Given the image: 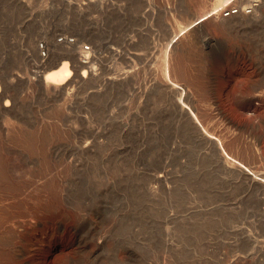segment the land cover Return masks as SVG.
<instances>
[{
	"label": "rangeland",
	"instance_id": "obj_1",
	"mask_svg": "<svg viewBox=\"0 0 264 264\" xmlns=\"http://www.w3.org/2000/svg\"><path fill=\"white\" fill-rule=\"evenodd\" d=\"M82 2L0 0V264H264V0ZM53 42L96 74L38 91Z\"/></svg>",
	"mask_w": 264,
	"mask_h": 264
},
{
	"label": "bare ground",
	"instance_id": "obj_2",
	"mask_svg": "<svg viewBox=\"0 0 264 264\" xmlns=\"http://www.w3.org/2000/svg\"><path fill=\"white\" fill-rule=\"evenodd\" d=\"M257 0H250V6L253 7V12L254 9H257V12L255 15L252 17V19H249L247 15V11H244L242 9L239 11V13H242L243 17L240 19L241 22H245L248 20L252 21H261L262 19L259 17V11L261 10L260 3H255ZM259 1V0H258ZM229 0H215V3L212 7L211 10H215L214 13H218L219 10L227 5ZM92 4L91 0H83V2L80 4L82 8H88ZM238 14V13H237ZM236 15V14H234ZM232 15V16H234ZM231 17V16H229ZM207 18L205 16L203 17H197L192 21V25L195 26V29L192 28L194 31L195 30H201L203 27V21L204 19ZM225 18L222 19H212V21L218 23V24H224L225 23ZM191 31V38H194V33ZM195 39V38H194ZM212 43V40L209 41V44ZM52 49L54 52L57 53V59L49 64L48 67H50L51 70L45 72L44 74H40V78L38 79V84H37V90L38 91H43V90H48L49 92H54V93H64V91L72 88L77 81L82 80V82L87 81L88 79L92 78L96 74V68L93 67V62L96 60L94 54V50L91 49H79L75 44H59L57 42H53L52 44ZM173 59V58H172ZM175 60V59H174ZM43 61V60H42ZM173 61V60H172ZM169 63L166 60V66H165V78H166V84L169 86L171 89H178L179 90V101L180 105L184 110H186L190 116L194 119L196 122L198 129L202 132L207 133V129L201 124L197 114L193 111L192 108L189 107L188 103L185 100V88L181 87V85L174 81L171 76V72L169 69ZM175 66V65H174ZM178 68V67H176ZM174 70V69H173ZM182 70V69H180ZM130 72L129 70L126 69L123 73H119L115 76L108 77L109 82L110 81H126L127 79L130 78ZM98 74V72H97ZM44 76V78H43ZM99 76V75H98ZM10 87H15L14 82H10ZM5 96L4 93H1V85H0V98ZM188 99V98H187ZM9 100L6 101V104H9ZM10 105V104H9ZM12 105V104H11ZM6 108V107H5ZM9 109V108H8ZM22 138V137H21ZM25 139V138H24ZM208 141V140H207ZM28 142V141H27ZM209 142V141H208ZM29 143V142H28ZM28 145V144H27ZM220 148L223 151L224 156L230 159L228 163H230V166H238L242 167L244 171H248L249 173L247 174V178L249 179L250 182L257 181L256 176L253 177V172L252 170L245 164H243L240 160L234 159L232 156L229 155V153L225 150V148L220 146ZM251 173V174H250ZM4 175V174H3ZM264 175V174H263ZM264 178V176H263ZM259 179V178H258ZM52 187V185H51ZM263 187V186H262ZM52 202V200H51ZM50 203V202H49ZM2 211V210H1Z\"/></svg>",
	"mask_w": 264,
	"mask_h": 264
},
{
	"label": "built area",
	"instance_id": "obj_3",
	"mask_svg": "<svg viewBox=\"0 0 264 264\" xmlns=\"http://www.w3.org/2000/svg\"><path fill=\"white\" fill-rule=\"evenodd\" d=\"M244 11H247V13H252L253 12V7L251 6H248ZM239 13V8H231L229 9L228 11H225L224 15L225 16H231V15H234V14H237ZM47 55V52L46 51H43V55Z\"/></svg>",
	"mask_w": 264,
	"mask_h": 264
}]
</instances>
